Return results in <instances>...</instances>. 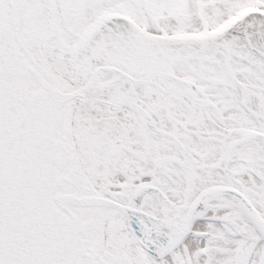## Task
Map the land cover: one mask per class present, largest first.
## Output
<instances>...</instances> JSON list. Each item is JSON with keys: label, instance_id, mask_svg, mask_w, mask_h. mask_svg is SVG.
Here are the masks:
<instances>
[{"label": "snow or ice", "instance_id": "snow-or-ice-1", "mask_svg": "<svg viewBox=\"0 0 264 264\" xmlns=\"http://www.w3.org/2000/svg\"><path fill=\"white\" fill-rule=\"evenodd\" d=\"M0 264H264V0H0Z\"/></svg>", "mask_w": 264, "mask_h": 264}]
</instances>
